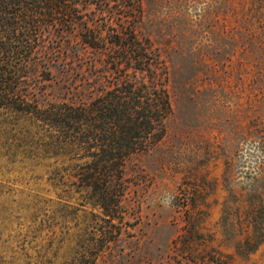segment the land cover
Returning <instances> with one entry per match:
<instances>
[{"label":"rangeland","instance_id":"rangeland-1","mask_svg":"<svg viewBox=\"0 0 264 264\" xmlns=\"http://www.w3.org/2000/svg\"><path fill=\"white\" fill-rule=\"evenodd\" d=\"M141 4L173 110L165 137L128 162L123 219L59 198L70 161L40 150L35 122L1 112L0 264H264V0ZM64 56L56 80L87 64Z\"/></svg>","mask_w":264,"mask_h":264},{"label":"trees","instance_id":"trees-1","mask_svg":"<svg viewBox=\"0 0 264 264\" xmlns=\"http://www.w3.org/2000/svg\"><path fill=\"white\" fill-rule=\"evenodd\" d=\"M142 14L141 0H0V113L35 122L40 150L70 161L56 168L59 198L110 222L123 219L128 162L165 137L173 110ZM63 54L87 64L56 80ZM49 86L65 95L47 100Z\"/></svg>","mask_w":264,"mask_h":264}]
</instances>
